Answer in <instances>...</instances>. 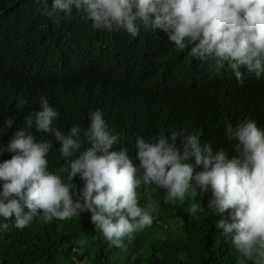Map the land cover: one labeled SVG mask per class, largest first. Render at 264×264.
<instances>
[{"label":"trees","instance_id":"trees-1","mask_svg":"<svg viewBox=\"0 0 264 264\" xmlns=\"http://www.w3.org/2000/svg\"><path fill=\"white\" fill-rule=\"evenodd\" d=\"M43 8L37 0H0V161L11 158L2 147L25 128L52 143L50 171L62 163L59 143L26 127L41 97L57 109L53 123L64 132L74 123L86 127L88 112L100 109L120 134L113 147L125 149L134 163L137 135L154 139L161 130H184L231 154L225 122L235 126L247 117L264 127V75L258 79L242 67L240 83L227 65L191 56V46L174 48L160 29L142 26L133 39L124 30L94 29L75 8L56 21ZM61 175L66 181V173ZM74 183L83 182L77 176ZM149 195L157 206L153 222L125 239L126 249L100 238L87 212L47 223L34 218L23 229L12 225L13 216L0 231V264H241L215 227L221 215L207 207L210 194L166 203L164 190L155 185L137 190L141 205Z\"/></svg>","mask_w":264,"mask_h":264},{"label":"clouds","instance_id":"clouds-1","mask_svg":"<svg viewBox=\"0 0 264 264\" xmlns=\"http://www.w3.org/2000/svg\"><path fill=\"white\" fill-rule=\"evenodd\" d=\"M43 14L56 21L75 8L94 29L124 30L133 39L141 27L160 29L174 48H189L191 56L227 65L243 83L242 67L259 79L264 75V0H37ZM40 110L30 112L27 128L51 135L59 143L62 161L48 169L53 145L18 128L0 161V231L6 219L23 229L34 218L47 223L90 214L93 230L110 246L126 249L125 239L150 226L156 205L151 196L144 205L137 190L155 185L166 203L186 195L210 194L207 207L221 215L215 227L241 257V264H264V127L244 118L224 124L231 154L214 150L194 133L161 130L154 139L135 137V159L103 118L100 109L88 112L87 126L70 125L61 131L53 122L59 113L45 97ZM180 143L177 144V139ZM82 143L85 147H81ZM199 169V170H197ZM66 173V181L62 175ZM83 182L78 186L74 178ZM197 204L192 205L195 213ZM227 212V215L224 216ZM199 219V216H196Z\"/></svg>","mask_w":264,"mask_h":264}]
</instances>
